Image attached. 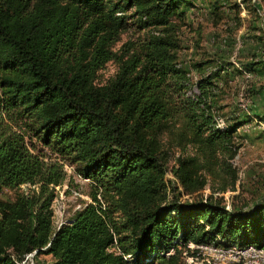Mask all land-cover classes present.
I'll list each match as a JSON object with an SVG mask.
<instances>
[{
	"label": "trees",
	"instance_id": "obj_1",
	"mask_svg": "<svg viewBox=\"0 0 264 264\" xmlns=\"http://www.w3.org/2000/svg\"><path fill=\"white\" fill-rule=\"evenodd\" d=\"M247 1L245 10L261 18L257 1ZM193 4L0 0V192L13 190L0 196V264H17L32 250L50 254V264H197L184 260L189 241L264 245L262 193L241 207L197 195L207 184L202 171L237 178L228 159L251 115L240 103L227 118L218 111L231 80L260 76L264 59L183 62L178 29ZM208 9L241 23L237 1L209 0ZM130 20L145 33L114 49ZM109 60L117 70L99 84ZM261 87L250 83L248 98ZM248 109L264 119L254 104ZM175 114L177 143L194 152H179L169 168L159 134ZM52 157L94 181L91 200L59 224L52 202L66 173ZM168 169L175 180L165 177Z\"/></svg>",
	"mask_w": 264,
	"mask_h": 264
},
{
	"label": "rangeland",
	"instance_id": "obj_2",
	"mask_svg": "<svg viewBox=\"0 0 264 264\" xmlns=\"http://www.w3.org/2000/svg\"><path fill=\"white\" fill-rule=\"evenodd\" d=\"M233 1L239 2L242 7L239 26H236L234 19L231 17L232 14L227 15L228 13L226 12H219L216 15L210 12L208 9L209 0L196 1L195 5L193 4L186 8L189 22L178 29L179 38L183 46L180 50V59L183 62L190 64V61L197 60L200 57L212 58L220 55L233 62L256 60L257 58L264 59V0H256L261 18H258L252 11H246L242 0H228L230 3ZM252 1L250 0V2L247 1L246 3H252ZM183 7L185 8L184 5ZM144 33V29H138L135 23L130 20L113 47L118 49L127 39L137 38L138 35L142 36ZM259 36L262 37L259 38ZM116 70L117 63L114 60L107 61L98 70L96 81L99 84L105 83L113 77ZM261 74L263 75L251 77L252 75L248 72H243L239 77L231 80V88L226 90V95L221 100L222 104H227V106L224 105V108L218 111V114L227 118L230 116L229 109L231 106L234 107L233 105L237 103H245L248 106L247 108L252 104H256L255 110L258 107L257 112L262 113L261 116H264V70ZM196 75L193 69L190 70V78L195 79ZM249 82L256 87L259 85L263 86L260 88L259 93L253 96V101L248 98L247 94L250 86ZM175 99H177L176 96ZM248 111L247 114L251 115V120L243 123H248V128L244 129L242 125L241 129H244V135L238 134L235 137V142L239 143L240 146L236 154L228 159L233 167L237 169V178L233 183L223 171H220L215 176L202 171L207 178V184L200 190L197 194L198 196L201 194L205 198L209 193L214 196H223V202H225L227 207H231L233 204L241 207L255 199L258 194L262 193V196H264V139L259 138L260 133L257 134L262 125L256 121L260 120L264 124V119H260L250 109ZM180 126V116L176 117L175 114L169 117L168 122L159 134L164 147L170 151L167 163L169 168L175 162L174 157L179 152L182 154H192L194 152V148L188 142L185 143V147L182 150L180 149L176 139ZM236 132H240L239 127ZM47 154L49 153L47 152ZM52 160L62 164V168L66 173L65 181L55 187L57 194L52 202L54 220L56 224H59L67 220L75 209L80 208L85 202L91 200L94 181L89 177L82 176L76 170L75 164L56 157H52ZM166 173L165 177L167 179L175 180L173 175L171 178L168 177V175L172 174L169 169ZM12 193L13 190L4 188L0 192V196L9 198ZM52 260L50 254L40 253L35 254L32 261L33 264H50ZM30 261L28 260L24 264H31ZM151 264H157V262H152Z\"/></svg>",
	"mask_w": 264,
	"mask_h": 264
},
{
	"label": "built area",
	"instance_id": "obj_3",
	"mask_svg": "<svg viewBox=\"0 0 264 264\" xmlns=\"http://www.w3.org/2000/svg\"><path fill=\"white\" fill-rule=\"evenodd\" d=\"M240 106L249 112L248 106L245 103H240ZM256 121L262 125L264 129L262 121ZM222 124L223 119L217 118L215 125L221 126ZM243 128L247 129L248 123L243 124ZM165 175H167V173ZM168 177L171 178L172 174L168 175ZM182 195L184 197L189 196V194ZM220 240L221 238L217 237L216 241L214 240L212 242L197 243L189 241L186 245L187 247L183 250L185 262L197 264H264V245H257L254 243H249L247 245H238L235 243L222 244L218 242ZM35 253L36 250L27 252L22 258L17 260L16 263L24 264V262L31 260L30 263L33 264L32 260Z\"/></svg>",
	"mask_w": 264,
	"mask_h": 264
},
{
	"label": "crops",
	"instance_id": "obj_4",
	"mask_svg": "<svg viewBox=\"0 0 264 264\" xmlns=\"http://www.w3.org/2000/svg\"><path fill=\"white\" fill-rule=\"evenodd\" d=\"M196 1L200 2V0H195V3H196ZM189 9H191V8H189ZM189 9H188V10H189ZM186 15H187V11H186ZM262 72H263V70H262ZM262 72H259L258 74L263 75V74H261ZM254 106H256V104H254ZM262 107H263V106H262ZM261 109H262V108H261ZM256 111H258V107H256ZM242 125H243V124H242ZM242 125L239 126L240 132H236L237 135H238V134H240V135H241V134L244 135V134H243V130L241 129ZM262 129H263V128L261 127L260 130L258 131V133H257V132H256V133H257V134L260 133L261 135H260L259 138H263V139H264V129H263V130H262ZM248 135H251V134H248Z\"/></svg>",
	"mask_w": 264,
	"mask_h": 264
}]
</instances>
